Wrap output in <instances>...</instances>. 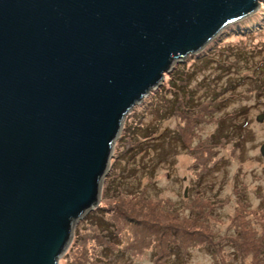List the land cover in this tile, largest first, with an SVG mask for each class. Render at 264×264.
<instances>
[{"label": "water", "instance_id": "water-1", "mask_svg": "<svg viewBox=\"0 0 264 264\" xmlns=\"http://www.w3.org/2000/svg\"><path fill=\"white\" fill-rule=\"evenodd\" d=\"M260 3L0 0V264H58L133 109Z\"/></svg>", "mask_w": 264, "mask_h": 264}, {"label": "rangeland", "instance_id": "rangeland-1", "mask_svg": "<svg viewBox=\"0 0 264 264\" xmlns=\"http://www.w3.org/2000/svg\"><path fill=\"white\" fill-rule=\"evenodd\" d=\"M260 115L263 3L133 109L58 264H264Z\"/></svg>", "mask_w": 264, "mask_h": 264}, {"label": "trees", "instance_id": "trees-1", "mask_svg": "<svg viewBox=\"0 0 264 264\" xmlns=\"http://www.w3.org/2000/svg\"><path fill=\"white\" fill-rule=\"evenodd\" d=\"M204 61H205V60H204ZM181 68H182V67H181ZM101 213H102L101 210H97V211L91 213L90 215H88L87 218H89V216L92 217V216H94V215H101ZM121 213H122V212H121ZM174 231H180V229L176 228V229H174ZM182 232H183V231H182Z\"/></svg>", "mask_w": 264, "mask_h": 264}, {"label": "flooded vegetation", "instance_id": "flooded-vegetation-1", "mask_svg": "<svg viewBox=\"0 0 264 264\" xmlns=\"http://www.w3.org/2000/svg\"><path fill=\"white\" fill-rule=\"evenodd\" d=\"M184 180V179H183ZM189 189V187L187 189L184 190V195H183V204H185V198L187 196V190Z\"/></svg>", "mask_w": 264, "mask_h": 264}]
</instances>
